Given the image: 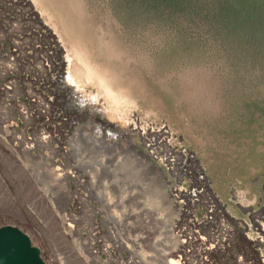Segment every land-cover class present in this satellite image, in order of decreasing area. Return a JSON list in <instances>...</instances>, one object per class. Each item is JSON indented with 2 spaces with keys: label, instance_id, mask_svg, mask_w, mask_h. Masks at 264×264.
Here are the masks:
<instances>
[{
  "label": "rangeland",
  "instance_id": "1",
  "mask_svg": "<svg viewBox=\"0 0 264 264\" xmlns=\"http://www.w3.org/2000/svg\"><path fill=\"white\" fill-rule=\"evenodd\" d=\"M46 1L50 24L31 0H0V227L21 229L46 264H96L90 239L108 264H164L181 250L197 262L213 229L227 235L210 254L218 264L247 256L241 220L264 217V0ZM72 44L135 103L114 110L74 83ZM198 186L199 203L183 197L195 225L174 190ZM162 187L157 212L145 204ZM212 194L221 204L203 225Z\"/></svg>",
  "mask_w": 264,
  "mask_h": 264
},
{
  "label": "bare ground",
  "instance_id": "2",
  "mask_svg": "<svg viewBox=\"0 0 264 264\" xmlns=\"http://www.w3.org/2000/svg\"><path fill=\"white\" fill-rule=\"evenodd\" d=\"M31 1L35 4V7H38L40 9V11H41L43 16L44 15H48V17H49L48 20L49 21L46 22L47 24L53 23V21H55V17L57 15H56V13H52L51 14L49 12V10H48L49 5H48L46 0H31ZM55 26H56V23H55ZM67 28L65 27V29H66L65 31H68ZM68 53H69V57H70V59H69L70 60V64H71V67H72L71 68L72 71L70 73L69 78L71 80L74 79L75 80L74 83L77 82V83H81L82 85H86V84L95 85L97 87V89H98V95L104 96L106 98V100L108 101L110 108L114 109V110L116 108H118L119 105L120 106H122V105L126 106L127 104L130 105L131 103H135L134 99H132V97L130 95V92L128 90L115 89V88H113L111 86V84L108 81V79L105 76V74L101 70H99L96 66L91 64V59L87 55V53L85 52L84 49H82L81 47H79L76 44H72ZM71 83H73V82H71ZM82 91L83 90L81 88H79L77 90V92H79V93H82ZM92 101H93V103L97 102V96L96 95L92 99ZM81 103L85 104V102H81ZM82 104H80V106H82ZM92 135H91V137H92ZM115 136H116V134H109V135L105 136L106 138L104 137V139H105V141L108 140V139H115ZM37 138H39V137H37ZM147 142L150 143L151 141H149V139H148ZM181 152H182L181 154L183 156H185L186 159H189V158L190 159H192V158L195 159L194 156L188 154V151L183 150ZM172 153H174V152H172ZM137 157L138 156H135V159L138 160V162H140V163H144L145 161H147L146 159H148V157L145 158L146 156L145 157H141V158L140 157L137 158ZM175 160H174L173 157L168 156V158L165 159L163 162L174 163ZM148 164L145 162L144 166L149 168ZM152 164H154V163H152ZM149 176L152 179H156L157 180V177H156L155 174H151ZM199 178H201L202 180L203 179L205 180V178H203V176L202 177L199 176ZM174 191H175V195H176V199H177L176 203L180 206V208H182L183 211L188 213V215L191 217V221L193 222V224H195V225L199 224V222L197 221V219H196V217L194 215L193 210L192 209L189 210V206L186 205L185 200L183 199V197L186 198L190 203L197 204V203H199L201 201V200H199V197L203 193L202 189L199 186H198V188L189 187V188H186L184 190L182 189V187L181 188L177 187L176 190H174ZM235 194H236V197L239 200H243V195H241V193L236 192ZM168 195L169 194L166 191V189L163 188L161 196H158L157 198H154L153 200H150L145 205L146 206H150L151 208H153L157 212H160L162 210V207H163L162 205L168 201L167 200L168 199ZM210 195H211V193H210ZM122 196H123L122 198H123L124 201H127V198H130L129 197L130 195H128L127 193H124V192H123ZM212 198H213L212 200L208 198V200H209V202H208V204H209L208 215L209 216H208V218H206V221L203 222V225L209 224L213 220V217L215 216V212H216V205H218V203L221 204L220 201L218 200V198L214 196V194H212ZM84 202H85V205H87V207L91 208V210L93 211V214H97V213L100 212L98 209L93 208L88 203L86 198H84ZM187 208H188V210H187ZM262 211H263V215H264V209H262ZM162 215L164 217L165 214L163 212H161L157 216H155L154 218L152 217V218L155 221L159 220L161 218V221L163 223V227L165 228V230L163 232H164V234H166V235L168 234V236H169V238L167 237V239H165V237H164V238H161L160 240H157L155 242V246H157L156 247L157 251L160 254L166 256L167 253L165 252V247L168 246L169 245V241H171V233L169 232L170 231L169 227H171L170 226L171 225V222H170L171 220H169V215L168 214H166V217H164V218L162 217ZM63 216L65 218H67L69 216V214H64ZM241 222L244 223V225L246 227L244 229L243 238L248 241V245L245 248L247 249V252H250L249 254H251L252 256H248L249 255L248 253H246V254H248L247 256H244V254H245L244 253L241 256H238L236 258L234 264H264V217H263V220L254 219L253 224H250V223H248L245 220H241ZM68 226H69V230L73 231V229H72L73 226L70 223L68 224ZM222 227L225 228V226H222ZM252 230H253V232H252ZM213 231L215 233H217L216 237L218 239V242H216V246H213L212 244H208L207 242H205V244L203 245V247L201 248V251H200V253H202V256H201V258L199 260H197V262H194L193 260L189 261L185 257V255L187 254L188 251H185V250L182 251L181 250V251L178 252L180 254H176V257H177L176 260L175 259L174 260L171 259L169 261L165 260L164 264H218V261L216 262V260H213L211 258L210 254H211V252H212V250L214 248L215 249L217 248L221 253H223L225 251V249H226L225 243H226V240H227V238H226L227 235L221 234L220 231H218V229H213ZM193 232L194 233L191 234L192 237L201 239L199 232H196V231H193ZM183 237L184 238L181 240L182 243H185L186 239H191L190 236H188L187 234H185ZM81 239L83 240L82 237H81ZM93 241H94L93 239L92 240L90 239L89 242L84 243L83 246L88 250V253L92 257V259L94 261H96V264L97 263L108 264L107 262H105L102 259L101 252L96 249V246H95ZM185 249H186V247H185ZM243 250H244V248H243ZM108 251L110 252V249Z\"/></svg>",
  "mask_w": 264,
  "mask_h": 264
},
{
  "label": "water",
  "instance_id": "3",
  "mask_svg": "<svg viewBox=\"0 0 264 264\" xmlns=\"http://www.w3.org/2000/svg\"><path fill=\"white\" fill-rule=\"evenodd\" d=\"M0 264H46L38 247L21 229L0 227Z\"/></svg>",
  "mask_w": 264,
  "mask_h": 264
}]
</instances>
